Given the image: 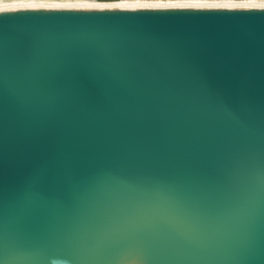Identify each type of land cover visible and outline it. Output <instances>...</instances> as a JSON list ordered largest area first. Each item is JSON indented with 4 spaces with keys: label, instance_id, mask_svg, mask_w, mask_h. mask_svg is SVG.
Returning a JSON list of instances; mask_svg holds the SVG:
<instances>
[{
    "label": "water",
    "instance_id": "1",
    "mask_svg": "<svg viewBox=\"0 0 264 264\" xmlns=\"http://www.w3.org/2000/svg\"><path fill=\"white\" fill-rule=\"evenodd\" d=\"M2 264H264V11L0 14Z\"/></svg>",
    "mask_w": 264,
    "mask_h": 264
},
{
    "label": "snow or ice",
    "instance_id": "2",
    "mask_svg": "<svg viewBox=\"0 0 264 264\" xmlns=\"http://www.w3.org/2000/svg\"><path fill=\"white\" fill-rule=\"evenodd\" d=\"M53 3H94V4H104V3H116V4H126V5H140V10L149 5L159 6L163 4L179 5L184 3H243V4H256L260 5V9L264 11V0H51ZM119 9L121 11L131 10L136 11L135 7H117V8H28L19 9L7 13H25V12H40V11H57V10H69V11H114ZM2 264V262H0Z\"/></svg>",
    "mask_w": 264,
    "mask_h": 264
},
{
    "label": "clouds",
    "instance_id": "3",
    "mask_svg": "<svg viewBox=\"0 0 264 264\" xmlns=\"http://www.w3.org/2000/svg\"><path fill=\"white\" fill-rule=\"evenodd\" d=\"M116 3H53L51 0H0V14L28 8H117L128 7Z\"/></svg>",
    "mask_w": 264,
    "mask_h": 264
},
{
    "label": "bare ground",
    "instance_id": "4",
    "mask_svg": "<svg viewBox=\"0 0 264 264\" xmlns=\"http://www.w3.org/2000/svg\"><path fill=\"white\" fill-rule=\"evenodd\" d=\"M130 7H135L137 10H140L141 6L140 5H131L128 6L127 8ZM187 7H203V8H210V9H228V10H233V9H241V10H247V9H260V5L258 3L256 4H243V3H184V4H179V5H170V4H163L159 6H154V5H149L144 7L143 10H158V9H178V8H187ZM57 11H69V10H57ZM114 11H121L119 9H116ZM129 11V10H125ZM42 12V11H40ZM71 12H74L71 11ZM82 12V11H78ZM97 12H102V11H97ZM107 12V11H103Z\"/></svg>",
    "mask_w": 264,
    "mask_h": 264
}]
</instances>
